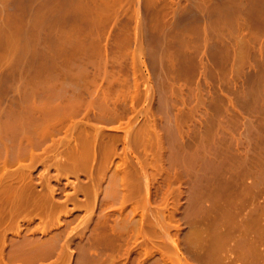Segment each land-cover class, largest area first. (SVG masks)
<instances>
[{
  "label": "rangeland",
  "instance_id": "374dc122",
  "mask_svg": "<svg viewBox=\"0 0 264 264\" xmlns=\"http://www.w3.org/2000/svg\"><path fill=\"white\" fill-rule=\"evenodd\" d=\"M0 218V264H264V0H0Z\"/></svg>",
  "mask_w": 264,
  "mask_h": 264
},
{
  "label": "bare ground",
  "instance_id": "6f19581e",
  "mask_svg": "<svg viewBox=\"0 0 264 264\" xmlns=\"http://www.w3.org/2000/svg\"><path fill=\"white\" fill-rule=\"evenodd\" d=\"M84 164H85V163L83 162V164H81V166H83V167H84ZM0 219H1V218H0ZM0 221H1V220H0Z\"/></svg>",
  "mask_w": 264,
  "mask_h": 264
}]
</instances>
